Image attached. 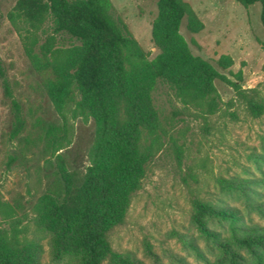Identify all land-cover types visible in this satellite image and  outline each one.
<instances>
[{
  "label": "trees",
  "instance_id": "1",
  "mask_svg": "<svg viewBox=\"0 0 264 264\" xmlns=\"http://www.w3.org/2000/svg\"><path fill=\"white\" fill-rule=\"evenodd\" d=\"M236 1L246 8L261 4L264 24V0ZM8 19L29 58L52 70L55 79L49 94L57 108L73 96V86L96 121V134L84 171L61 169L60 178L36 204L33 237L16 225L9 231L0 229V264H50L44 261L45 239L57 263L146 264L115 251L110 234L126 223L133 197L166 140L181 152L173 133L177 116L195 110L208 124L220 110L216 82L227 77L195 56L180 35L184 21L191 34L202 32L204 23L185 0H158L152 38L160 52L149 63L127 25L111 21L98 0H17ZM233 64L228 56L217 62L223 70ZM0 84L17 138L27 122L1 58ZM159 87L171 91L182 107L165 112L154 95ZM39 124L38 142L45 150L68 142L66 125ZM25 141L35 144L29 137ZM221 184L231 191L243 188L233 181ZM0 210L13 212L1 200ZM213 220H229L231 225L229 236L215 241L219 253L209 264H264V228L241 227L236 208L195 198L192 221L207 237Z\"/></svg>",
  "mask_w": 264,
  "mask_h": 264
},
{
  "label": "rangeland",
  "instance_id": "2",
  "mask_svg": "<svg viewBox=\"0 0 264 264\" xmlns=\"http://www.w3.org/2000/svg\"><path fill=\"white\" fill-rule=\"evenodd\" d=\"M204 23V30L191 34L183 22L180 35L195 56L215 65L228 81L218 80L220 110L205 124L195 110L177 116L174 139H170L149 164L134 195L127 221L110 234L115 251L132 255L146 264H209L219 248L215 244L230 234L229 220L209 223V237L192 221L193 200L205 199L239 211L241 227L264 228V24L262 6L244 7L236 0H185ZM17 0H0V58L4 61L15 97L23 106L25 130L14 138L13 117L0 84V200L13 212L0 210V229L13 226L34 236L35 207L60 178L61 169L83 172L96 134V121L73 93L57 108L50 96L54 74L32 61L21 35L8 14ZM111 21H123L153 63L159 54L152 38L158 16V0H98ZM36 53L39 54L38 48ZM233 59L227 70L217 62ZM168 114L182 103L165 87L154 94ZM44 127L66 125L68 142L45 150L38 142ZM34 145H27L25 138ZM221 181L237 182L231 191ZM44 261L51 259L44 240ZM104 264H108L105 262Z\"/></svg>",
  "mask_w": 264,
  "mask_h": 264
}]
</instances>
